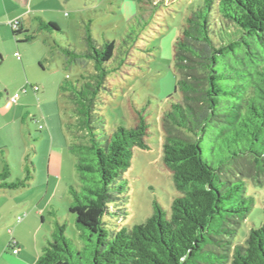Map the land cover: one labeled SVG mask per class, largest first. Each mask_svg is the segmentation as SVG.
<instances>
[{
  "label": "trees",
  "instance_id": "16d2710c",
  "mask_svg": "<svg viewBox=\"0 0 264 264\" xmlns=\"http://www.w3.org/2000/svg\"><path fill=\"white\" fill-rule=\"evenodd\" d=\"M148 1L156 8L161 0ZM37 20L38 31L59 32ZM11 32L24 33L22 42L35 36L20 25ZM139 38L132 28L119 43L100 44L88 23L82 50H59L64 69H77L61 90L74 119L68 152L78 183L68 189V212L79 244L56 219L35 264H264V205L261 225L238 241L253 206L248 184L264 185V0H202L186 18L174 42L175 97L157 129L179 195L168 215L154 203L144 223L128 228L112 221L127 214L125 174L134 150L152 148L150 125L144 110H136L133 126L110 130L103 109L112 93L109 79L143 51ZM26 173L8 181L5 165L0 190L26 188L33 177Z\"/></svg>",
  "mask_w": 264,
  "mask_h": 264
},
{
  "label": "rangeland",
  "instance_id": "374dc122",
  "mask_svg": "<svg viewBox=\"0 0 264 264\" xmlns=\"http://www.w3.org/2000/svg\"><path fill=\"white\" fill-rule=\"evenodd\" d=\"M4 2L0 0V19L15 15L23 30L35 35L30 42H22L24 33L13 36L11 26L0 23V172L7 165L11 182L23 180L26 171L33 176V185L27 193L0 190L1 196L9 193L7 204H19L24 197L28 206L27 194L35 205L45 193L42 184L48 177V160L51 178L55 177L59 163L62 179L58 194L63 195V200L54 207L59 222L66 225L67 236L78 243L75 219L68 212L71 203L68 189L78 183L75 159L68 152L72 142L68 124L74 119L61 90L65 78L73 79L77 69H64L59 50H82L84 28L90 23L91 33L100 44L106 40L119 43L133 28L140 34L138 46L143 49L133 54L131 65H125L122 72L109 79L112 93L104 99L103 115L110 130L133 126L137 121L136 110H144L150 125L148 142L152 147L149 151L134 150L132 165L125 174L129 187L127 214L119 222L114 219L112 222L128 228L140 225L152 215L154 203L168 215L179 193L171 172L163 164L159 144L162 137L158 136L157 129L160 115L169 107L170 97H175L174 42L186 18L202 0H161L156 8L148 0ZM37 18L56 24L59 32L38 31ZM14 94H19L17 104L8 108L7 103ZM250 190L255 192L249 195L253 206L240 224V242L263 219L264 185L256 184L252 188L248 184ZM15 194L22 195L12 201L11 196ZM3 202L0 200V204Z\"/></svg>",
  "mask_w": 264,
  "mask_h": 264
},
{
  "label": "crops",
  "instance_id": "0c3cea01",
  "mask_svg": "<svg viewBox=\"0 0 264 264\" xmlns=\"http://www.w3.org/2000/svg\"><path fill=\"white\" fill-rule=\"evenodd\" d=\"M16 18L15 15H7L4 19H0V23H5V26H8L16 21ZM19 25L23 29L21 23ZM51 155L52 149L50 157ZM48 164V177L42 184L45 187V193L35 205L30 199L31 195L25 194L29 199L27 200L29 205L26 206L27 202L24 197L21 198L20 205L9 202L7 204L9 193H4L3 196L0 193V200L4 201L0 204V264H35L51 237L53 222L59 219L58 211L54 206L58 201L63 200V195L58 194L62 179V165L57 164L58 169L55 170V177L51 178L49 160ZM32 180L29 186L21 190L28 191L33 185ZM18 195L22 194L11 196L13 197L12 201H15L14 197ZM18 218H21L20 222L17 221ZM12 250H17V254H13Z\"/></svg>",
  "mask_w": 264,
  "mask_h": 264
},
{
  "label": "built area",
  "instance_id": "2783aa9c",
  "mask_svg": "<svg viewBox=\"0 0 264 264\" xmlns=\"http://www.w3.org/2000/svg\"><path fill=\"white\" fill-rule=\"evenodd\" d=\"M10 26H11L12 29L17 30V29L19 28V22H18V21L12 22V23H10ZM18 99H19V94H14V95L10 98V100L8 101V103H7V107L10 108V107L13 106L14 104H16L17 101H18ZM17 221L20 222V221H21V218H18ZM12 253H13V254H17V250H12Z\"/></svg>",
  "mask_w": 264,
  "mask_h": 264
}]
</instances>
